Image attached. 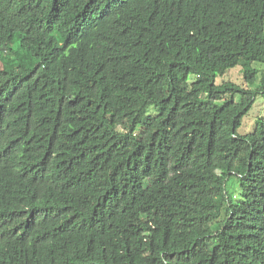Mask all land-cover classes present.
<instances>
[{
	"label": "trees",
	"instance_id": "1",
	"mask_svg": "<svg viewBox=\"0 0 264 264\" xmlns=\"http://www.w3.org/2000/svg\"><path fill=\"white\" fill-rule=\"evenodd\" d=\"M253 62L264 0H0V264H264Z\"/></svg>",
	"mask_w": 264,
	"mask_h": 264
},
{
	"label": "rangeland",
	"instance_id": "2",
	"mask_svg": "<svg viewBox=\"0 0 264 264\" xmlns=\"http://www.w3.org/2000/svg\"><path fill=\"white\" fill-rule=\"evenodd\" d=\"M252 65L260 70L264 69V64L253 62ZM216 80L219 82L222 80H230L241 84V86H245L243 75L241 73V64L227 70L224 75L218 76ZM148 112H152V107H150ZM260 117L264 118V97L262 95H257L251 108L247 114L243 116L241 125L237 132L239 134L250 132L255 126L256 119ZM227 184L229 190L233 191L234 189H237V187H235L236 183L235 185L233 183V179H230Z\"/></svg>",
	"mask_w": 264,
	"mask_h": 264
}]
</instances>
